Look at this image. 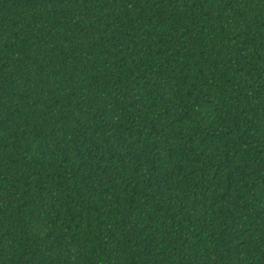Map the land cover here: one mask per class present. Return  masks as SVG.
Returning <instances> with one entry per match:
<instances>
[{
	"label": "trees",
	"instance_id": "trees-1",
	"mask_svg": "<svg viewBox=\"0 0 264 264\" xmlns=\"http://www.w3.org/2000/svg\"><path fill=\"white\" fill-rule=\"evenodd\" d=\"M0 264H264V0H0Z\"/></svg>",
	"mask_w": 264,
	"mask_h": 264
}]
</instances>
